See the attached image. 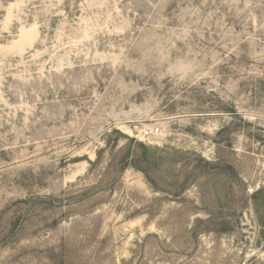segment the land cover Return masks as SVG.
Segmentation results:
<instances>
[{"label": "rangeland", "instance_id": "1", "mask_svg": "<svg viewBox=\"0 0 264 264\" xmlns=\"http://www.w3.org/2000/svg\"><path fill=\"white\" fill-rule=\"evenodd\" d=\"M0 264H264V0H0Z\"/></svg>", "mask_w": 264, "mask_h": 264}, {"label": "built area", "instance_id": "2", "mask_svg": "<svg viewBox=\"0 0 264 264\" xmlns=\"http://www.w3.org/2000/svg\"><path fill=\"white\" fill-rule=\"evenodd\" d=\"M160 135V129L159 128H146L139 130V137L142 140H150L152 138H155Z\"/></svg>", "mask_w": 264, "mask_h": 264}]
</instances>
